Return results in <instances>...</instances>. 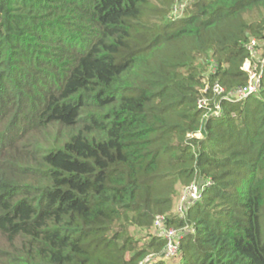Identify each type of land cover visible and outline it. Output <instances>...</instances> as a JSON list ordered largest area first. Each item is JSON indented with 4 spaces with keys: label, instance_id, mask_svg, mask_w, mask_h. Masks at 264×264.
Wrapping results in <instances>:
<instances>
[{
    "label": "trees",
    "instance_id": "obj_1",
    "mask_svg": "<svg viewBox=\"0 0 264 264\" xmlns=\"http://www.w3.org/2000/svg\"><path fill=\"white\" fill-rule=\"evenodd\" d=\"M179 1L0 0V264H264V0Z\"/></svg>",
    "mask_w": 264,
    "mask_h": 264
},
{
    "label": "built area",
    "instance_id": "obj_2",
    "mask_svg": "<svg viewBox=\"0 0 264 264\" xmlns=\"http://www.w3.org/2000/svg\"><path fill=\"white\" fill-rule=\"evenodd\" d=\"M181 14H177V9L174 10V16L178 17ZM257 41L252 40L248 45V49L253 54L256 51ZM262 65H264V60L262 61ZM243 70L249 73L250 80L248 82V86L242 89H238L237 91L226 94L225 88L221 85L220 82H215L211 87L208 84V79L210 76L217 73L218 68L213 62V65L209 68L208 72L204 74L206 87L202 90L203 96L199 100L198 105L200 108L205 109V116H216L218 117L222 111V107L220 104V100L222 98H226L229 100H237L242 101L247 99L249 96L256 95L260 88L261 76L262 72H258L257 68L252 65V61L247 59ZM211 94V97L208 94ZM212 185V181L201 180L195 181L188 187H185L181 190L180 194L176 197V205H175V213L179 215V217L183 218L186 211L190 207V205L200 201L203 197L204 191ZM167 217L165 215L158 216L155 220L154 226L156 230L161 231L163 234V238L166 241L165 246V255L168 258L176 257L181 254V242L184 236V232H192L194 233V229H190L188 227L176 229L174 227L166 226L165 222ZM151 261V257H148L143 264H148ZM152 262V261H151Z\"/></svg>",
    "mask_w": 264,
    "mask_h": 264
},
{
    "label": "rangeland",
    "instance_id": "obj_3",
    "mask_svg": "<svg viewBox=\"0 0 264 264\" xmlns=\"http://www.w3.org/2000/svg\"><path fill=\"white\" fill-rule=\"evenodd\" d=\"M192 2V0H180L176 6V9H177V14H183L186 6H188L190 3ZM261 46H264L263 43L260 44ZM263 52L262 50L259 51V53ZM259 53H258V56H259ZM176 201V200H175ZM138 238H142L141 235H138ZM1 240V239H0Z\"/></svg>",
    "mask_w": 264,
    "mask_h": 264
}]
</instances>
